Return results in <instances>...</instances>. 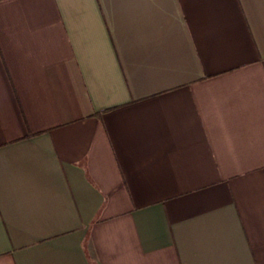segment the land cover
<instances>
[{"label":"crops","instance_id":"0c3cea01","mask_svg":"<svg viewBox=\"0 0 264 264\" xmlns=\"http://www.w3.org/2000/svg\"><path fill=\"white\" fill-rule=\"evenodd\" d=\"M0 264H264V0H0Z\"/></svg>","mask_w":264,"mask_h":264}]
</instances>
